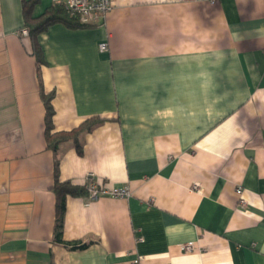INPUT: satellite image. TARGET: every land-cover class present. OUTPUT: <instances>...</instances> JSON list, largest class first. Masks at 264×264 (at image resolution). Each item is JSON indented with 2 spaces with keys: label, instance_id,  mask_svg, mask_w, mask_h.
<instances>
[{
  "label": "crops",
  "instance_id": "1",
  "mask_svg": "<svg viewBox=\"0 0 264 264\" xmlns=\"http://www.w3.org/2000/svg\"><path fill=\"white\" fill-rule=\"evenodd\" d=\"M22 1L0 0V264H264V0H111L34 40ZM42 96L53 132L104 120L81 154L47 148ZM89 175L130 196H68L71 250L52 188Z\"/></svg>",
  "mask_w": 264,
  "mask_h": 264
},
{
  "label": "trees",
  "instance_id": "2",
  "mask_svg": "<svg viewBox=\"0 0 264 264\" xmlns=\"http://www.w3.org/2000/svg\"><path fill=\"white\" fill-rule=\"evenodd\" d=\"M37 0H23L22 12L24 19L25 29L28 31V35L34 40L36 35L44 32L49 26L53 24H63L69 28H84L93 26L91 24L84 23L78 15L72 13L64 5L57 4L51 5L46 8L45 11L38 17H33V6L37 3ZM33 51L37 58V63L41 62V51L35 42H33ZM45 104V140L48 149L56 151L58 146L66 141H73L78 154L82 153V147L79 142L80 137L99 126L104 120L97 116L90 117L84 120L78 127L70 131L53 132V125L51 117L53 115V109L50 105V96H42ZM55 173H57V162L55 163ZM53 192L55 194V226L53 239L56 243L64 244L71 250L84 249L88 246V243H67L62 239L63 230V217L65 213V204L68 196L71 197H88L87 191L84 186L73 185L70 181H55L53 186Z\"/></svg>",
  "mask_w": 264,
  "mask_h": 264
},
{
  "label": "built area",
  "instance_id": "3",
  "mask_svg": "<svg viewBox=\"0 0 264 264\" xmlns=\"http://www.w3.org/2000/svg\"><path fill=\"white\" fill-rule=\"evenodd\" d=\"M52 4L64 5L72 13H75L80 19L87 24L102 25L105 14L111 9V0H51ZM21 34L27 36L28 31L26 29L21 30ZM100 51H106V44L99 46ZM87 191L89 199H98L101 197H113V198H127L130 196V191L127 187H112L105 188L99 186L91 175L88 176L85 184L83 185ZM237 195L241 194V188L236 189ZM242 204H244L241 201ZM184 251L192 249V244L189 243L182 247Z\"/></svg>",
  "mask_w": 264,
  "mask_h": 264
}]
</instances>
